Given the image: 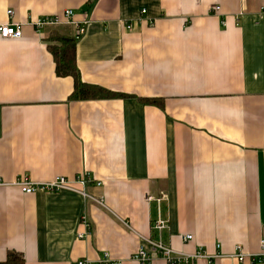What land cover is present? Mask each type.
Masks as SVG:
<instances>
[{"label": "crops", "instance_id": "1", "mask_svg": "<svg viewBox=\"0 0 264 264\" xmlns=\"http://www.w3.org/2000/svg\"><path fill=\"white\" fill-rule=\"evenodd\" d=\"M3 23L24 36L0 35V263L13 250L25 264H97L106 252L139 264L142 246L170 264L148 239L184 255L261 252L264 0H0ZM79 25L82 80L125 96L71 99L74 78L57 74L47 38ZM85 172L104 205L18 184Z\"/></svg>", "mask_w": 264, "mask_h": 264}, {"label": "built area", "instance_id": "2", "mask_svg": "<svg viewBox=\"0 0 264 264\" xmlns=\"http://www.w3.org/2000/svg\"><path fill=\"white\" fill-rule=\"evenodd\" d=\"M214 11L219 13L220 10V6L215 5L213 7ZM143 12H146L145 10H143ZM13 11L10 10L9 14L12 15ZM64 15L68 18H70L73 15V11L72 10H67ZM62 22L61 16L60 15H55L53 18L49 19V21H39L37 23V25L42 26L46 23H53V24H59ZM129 28H132V25L130 24L128 26ZM85 27L81 25H79L77 27V32H76V36L77 37H81V35L85 32ZM0 35L3 38H22L24 36V31H23V27L19 24H13V23H3L0 25ZM94 179V177L91 175V173L89 172H85L80 174L79 176H77L74 180L73 179H69L67 177L64 176H56L54 177L51 181H42V182H28V181H20L18 184L22 187V190L25 193H32L35 190H37L38 188H43L46 190H50V191H59V190H63V189H70V190H74V191H78L80 193H82L84 196L86 197H90L92 198L94 201H96L97 203L104 205V202L102 199L93 197L91 195H89L84 187L89 183L92 182ZM2 179H1V175H0V183H1ZM97 184H101L100 182H97ZM149 199H152V197H149ZM83 219V223L86 225L87 227V232L86 233H80L79 235L81 237L87 236L88 234H90V230L88 227H90V223L87 219L86 216L82 217ZM167 226V222L163 219H159V221H157L155 227L158 229H163L166 228ZM131 230H133L131 228ZM192 235L187 234L183 236L184 240H189L192 239ZM148 241L150 242V244L152 245V249L155 252L161 253V255L167 259V261L170 264H178V263H182V262H189V260L194 259V258H201V257H209V258H215V260L217 258L220 257H234L237 258L239 260H244V258H246L247 256H251V257H257L258 259H263L264 260V238L261 239V252L258 254H249V253H245L243 251V248L240 245H236L235 250L233 253L229 254H222L221 252H217L216 255H209L207 253H205L202 248H200L196 253L191 254V255H184L181 253H177L176 251H174L172 248H170L169 246H167L166 244H164L162 241H156L153 239H148ZM217 249L219 250L221 248V244H217ZM132 259L137 261L139 264H151L150 262H152V255L149 253V251H147L144 247H140L135 253H133L132 255ZM79 264H90V261L88 259H82L78 262ZM124 261H116L113 259V257L111 256V254L109 252H106L104 254V258L100 261H98L97 264H123Z\"/></svg>", "mask_w": 264, "mask_h": 264}, {"label": "trees", "instance_id": "3", "mask_svg": "<svg viewBox=\"0 0 264 264\" xmlns=\"http://www.w3.org/2000/svg\"><path fill=\"white\" fill-rule=\"evenodd\" d=\"M80 37L66 35H52L47 38L48 48L52 52L56 62V72L59 76H72L75 88L71 94L73 100H85L96 98L123 97L125 94L107 90L99 85L85 83L81 78V72L77 65L76 48ZM156 103V100H148ZM0 264H25L23 254L17 251H9L6 261Z\"/></svg>", "mask_w": 264, "mask_h": 264}]
</instances>
